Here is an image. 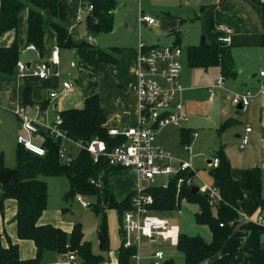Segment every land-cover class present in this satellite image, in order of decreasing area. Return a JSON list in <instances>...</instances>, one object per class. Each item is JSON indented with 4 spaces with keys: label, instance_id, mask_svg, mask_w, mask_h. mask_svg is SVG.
I'll use <instances>...</instances> for the list:
<instances>
[{
    "label": "crops",
    "instance_id": "obj_1",
    "mask_svg": "<svg viewBox=\"0 0 264 264\" xmlns=\"http://www.w3.org/2000/svg\"><path fill=\"white\" fill-rule=\"evenodd\" d=\"M62 1L68 9L67 23L72 39L76 45L70 47L60 46L58 44L57 33L52 26V14L49 10H44L43 12V53H40L38 49L34 50L29 48L30 44L27 43V9H24L20 13L17 28L8 30L4 34H0V47L10 46L16 42L19 43L21 48L20 59L23 60V57H25L27 60L24 59L23 61H26L28 64L39 61L49 62L52 57L53 49L55 46L59 47L60 62L58 64H51V75L46 79H40L33 75L20 77L17 67L13 75H7L0 71V107L12 111L17 116L18 123L20 124V132L17 134V139L20 134H27L23 128L22 119L15 113V110L18 107H26L28 114L33 118L39 128V132L31 137L36 143L43 145L44 138L50 136L47 134L46 126L56 122L58 116L62 117L61 112L63 110L84 107L85 99L92 94H99L100 96L101 106L107 116L105 127H107L108 130L113 127L122 128L124 126L137 124L139 118V108L136 70L138 67L140 41L144 40L148 44L161 45V42L157 41L151 43L147 39V34L151 32L150 30H153L154 32L156 31L158 36H162L163 34L173 35L174 41L171 43H179V45L183 47V29L185 26L194 25V27L198 28L199 32H201V38L197 44H191L187 47H183L184 63L182 83L185 87L183 97L189 121L183 128H174V126L166 127L174 128L178 131V138L180 142L177 150L171 149L168 143L166 144L162 141L165 140L163 137V130L166 128L159 131L157 135V142L166 149L170 150L176 156L192 161L194 168L197 171L194 179L196 186L201 185L204 181L217 186L214 184L212 177V171L213 168H215L212 165V160L217 157L216 153L219 148H224L232 166L231 174L244 189L245 197L240 202V219L236 226V230L227 240L223 253L235 251L232 258L233 264H253L251 262L249 252L245 249H241V246L244 245L247 236L254 229L262 232L261 239L264 246V223L260 220V217H264V209L261 208L260 198L253 191L246 190V183L251 170L255 167H260L262 169L263 181L262 196L264 197V70L261 69L260 76L256 73H250L247 75L248 80L244 79L243 70L245 67L237 57V53H241L244 56L246 53V56L251 58V61H259L261 67L264 65V46L262 44V36L264 33V0H157L158 3H160V6L159 4L156 5L159 9L154 8L156 6L153 5V0H136L140 4V12L154 16L156 18V23L141 24L138 19V28L136 25L132 26V28L122 33L119 41L120 44L109 46L104 45L103 35L108 34L110 31L96 32L90 28L89 22L95 21V19L92 16V11L89 12V0ZM125 1L126 0H116L117 6L113 12L114 26L117 24L116 19L119 17V13L121 12L123 5H125ZM86 12H89V15L84 17L83 13ZM89 16L93 17V20L89 19ZM125 16L128 18L129 14H125ZM220 23H226L232 29V39L230 45L235 60V69L237 71L236 76H225L222 73L221 67L218 65L208 68L195 67L191 66L188 60L187 48L189 46L199 45L205 39L209 43L217 42V28ZM126 26L129 25L126 24ZM115 47L118 48V51L113 52L112 49ZM99 49L109 54L105 60H101L99 58ZM85 56H89L93 60V64L89 66L90 70H93V72H86V74L88 76L90 75L91 79L94 78L95 80L93 86L92 83L87 84V82H84L82 90L80 82L83 74L80 67L84 64ZM114 58L120 62L118 64L111 62V59ZM121 60L126 61V67L122 66V68L125 69L123 73L119 70L121 67ZM186 68L189 70L201 69L207 72L212 71L215 75L214 77L216 78L212 83L207 85L192 86L186 81V73H184ZM119 76L122 78H119ZM221 76L225 77L224 85L223 87L216 88V97L212 100L210 99L209 87L215 84ZM31 78H36L38 81H29ZM84 78L87 77L84 76ZM64 81H70L73 84L67 92L63 91ZM91 86L92 88L90 89ZM85 87L88 89L85 90ZM201 87L206 91L209 101L223 102L221 105V111L219 112V121L216 123V121L210 117H207L206 119L212 123L208 126L207 138L205 139L201 137L198 131H196L195 126L192 124L194 116L191 113L190 104L186 96L187 92ZM25 88H31L32 104H26L24 101ZM248 90L254 94L252 102H254V106L259 109L258 118L255 121V125L247 122L244 124L243 128H238L239 125H243V122L238 114L241 113L240 110L244 109L241 105L234 104L233 97L235 94L244 93ZM52 92H57V96L52 97ZM43 103H45L44 107H42ZM228 121H231L230 125L226 128H222L223 124ZM217 124H219V126H215ZM213 126L216 127L220 135L223 131L232 128L236 141L234 144H228L223 141L214 142V144L210 142L212 145L209 144L210 146L206 153L208 155L206 159L207 164L206 162L195 163V151L193 149V144L198 142L199 138H201V144L206 145L207 139L211 136V128ZM248 126L252 127V130L249 132L250 140L245 148H241V136L246 133V128ZM184 129L189 130L192 135L191 141L185 144L182 141ZM18 145L19 143L17 140V146ZM186 145L190 146L189 150L184 149V146ZM67 147L71 150L72 154L75 155L72 151L71 144H67ZM80 151L81 150H79V152ZM208 165L210 168L207 167ZM6 166L12 169L16 165L14 167L8 165ZM123 170L129 169L123 168L122 170H115L109 175V182L111 183L112 189L118 201L126 199L132 193L134 197L139 186L144 182L131 170L129 171L133 173L135 177L131 175L127 176L126 179L115 177ZM202 170L207 172L210 178L206 177ZM51 178L52 177H46V181L48 183V206L39 222L41 224H53L67 232H71L75 224L80 222L74 221L67 224L62 221V217L67 214L70 209L69 207L65 206L63 208L64 215H62V217L59 215L55 217L54 214L48 212L49 181ZM197 193H200L199 190ZM70 199L71 198L65 199V201ZM86 199L89 202V206L87 207H90V199L87 196ZM185 201L186 200H183L182 203ZM102 202L104 206L107 205L106 197L102 199ZM66 205L68 204L66 203ZM17 207L18 205L16 199L8 198L4 201L3 211L0 209V244L8 246L9 239H11L13 242L19 244L20 255L22 258H34L37 252L34 241L30 239H20L18 237L16 222ZM181 207L180 209L173 211L172 216H167L161 213L159 214L167 217L171 223L174 224L172 222V220L175 219L174 214L178 211L180 212ZM110 210L116 209L107 208V214ZM122 218L123 217H121L119 232L116 230L115 235L113 234L116 243H112L113 249L109 253L110 261L107 264H119V249L117 250V246L115 244L118 243L120 247L123 243L124 235L122 236L121 232V229H123ZM99 223H97V230ZM179 229L180 232H182L180 226ZM204 238L207 241H211L212 231L211 238ZM84 240L87 241L86 233L84 234ZM144 240V245L140 252V259L138 261L133 260L134 264H154V253L156 251L163 250L165 258H168L164 249L165 247L163 248L162 246H177V244H172L171 242L162 241L158 243H150L147 239ZM98 243L102 249L100 237ZM156 245H159V248H155ZM70 254V252L61 254L50 252L46 255L41 264H45L47 262H51L52 264H78L79 257L76 260H71ZM105 263L106 261H102L100 264ZM206 263L207 262H204L202 264Z\"/></svg>",
    "mask_w": 264,
    "mask_h": 264
},
{
    "label": "trees",
    "instance_id": "obj_2",
    "mask_svg": "<svg viewBox=\"0 0 264 264\" xmlns=\"http://www.w3.org/2000/svg\"><path fill=\"white\" fill-rule=\"evenodd\" d=\"M94 5L92 16L95 21H90V28L96 32L111 31L114 26V9L116 0H89ZM28 10L27 18V43L35 44L40 53L44 50V10L52 14V26L57 33L60 46L76 45L72 39L67 23L68 9L62 0H1L0 4V34L15 29L19 24V15ZM179 44V43H178ZM264 46V33L262 36ZM118 51L115 47L112 49ZM111 52V51H110ZM188 60L191 66L208 68L218 65L225 76H236L235 60L230 43H209L206 39L199 45L187 48ZM109 54L99 49V58L105 60ZM21 57L19 43L0 47V71L13 75L17 62ZM117 59H111L116 62ZM24 101L32 104L31 88H25ZM45 103L42 104V107ZM63 118L62 128L74 140H89L99 137L114 142L105 123L107 116L101 106L99 94H92L85 99L82 108H71L61 112ZM231 121L223 124L222 128L230 125ZM192 135L184 129L183 143H189ZM62 139L47 136L43 145L46 148L44 156L37 155L19 144L16 148V166L14 173L2 185L0 183V209L3 211L4 201L8 198L17 201V233L20 239L33 240L36 246V256L24 259L20 255L18 243L9 239L8 246L0 244V264H41L50 252L55 254L77 252L78 264H99L103 261L102 255L92 252L88 241L84 240V232L80 223H76L71 232L53 224H41V216L48 206V183L46 177L66 176L69 180V190L65 199L77 194L95 196L97 198L94 209L102 216L98 224V232L102 250L109 248L110 231L107 208H114L121 217L131 208L133 193L126 199L118 201L110 187L109 175L112 171L122 170L120 166H112L105 159L95 163L86 150H81L70 161L63 160L61 156ZM219 165L213 168L212 177L217 185L222 200L211 204L209 198L202 193H194L186 184L178 186L177 178L165 187L152 185L147 187V192L154 197L153 209L159 213L167 214L180 209L182 201L186 200L198 205L195 214L197 223L208 225L212 231V240L207 241L201 235H190L180 232L177 248L183 252L184 264H233L232 258L235 251L223 253L224 247L231 234L236 230L240 219V201L245 197V191L240 183L231 174V163L221 147L216 153ZM4 158L0 155V171H7ZM262 169L255 167L251 170L246 190L253 191L261 201L262 196ZM106 197L107 205L102 203V196ZM75 196V197H76ZM123 219V218H122ZM223 223V225H221ZM122 236L124 235L121 229ZM262 232L252 230L241 249L249 252L253 264H264V246ZM136 247H119V264H134L132 255ZM160 264H177L173 258H164Z\"/></svg>",
    "mask_w": 264,
    "mask_h": 264
},
{
    "label": "built area",
    "instance_id": "obj_3",
    "mask_svg": "<svg viewBox=\"0 0 264 264\" xmlns=\"http://www.w3.org/2000/svg\"><path fill=\"white\" fill-rule=\"evenodd\" d=\"M94 5H89L92 11ZM140 23L155 24L156 18L142 12ZM216 40L219 43L231 42V27L226 23L218 25ZM29 48L37 50L35 44H30ZM184 48L173 43L170 45L148 44L141 40L139 43V58L137 74L138 108L139 118L135 125H128L122 128H109V135L115 139L108 142L105 139L95 137L89 140H74L62 128L63 119L58 116L57 121L47 125V134L62 139L61 156L63 160L70 161L75 157L67 144H75L80 150H86L95 163L105 159L112 166H120L131 170L141 180L148 184L140 185L134 197L132 206L123 213V244L125 247H136L135 254L132 255L134 261L140 259V252L144 245V239L150 243L161 241L177 244L180 234L179 226L157 213L152 207L154 197L147 192V187L152 185H163L167 187L171 181L177 178V184H186L192 188L195 185L196 169L191 160L176 156L170 150L157 142L159 131L175 126L183 128L189 121L186 112V104L183 93L185 87L182 83ZM60 62L59 47L55 46L49 62H32L30 65L19 59L17 70L20 77L28 75L36 76L40 79L48 78L51 73V64ZM263 73V72H262ZM225 77L209 87L210 99H215L216 88L223 87ZM63 91L67 92L72 86V82L64 81ZM52 97L57 96V92H52ZM254 94L248 90L244 93L235 94L233 102L241 105L245 110L252 102ZM15 113L22 119V125L27 134L18 136V143L27 150L44 156L46 148L42 144L36 143L31 136L39 132V128L33 118L28 114L25 106H20ZM252 127L246 128V133L241 136V148H245L250 140L249 132ZM189 150L190 146H184ZM219 158L212 160L213 167L219 165ZM199 187V192L205 194L211 204L222 200V195L217 186L203 182ZM78 201L84 207L89 206V202L83 195L77 196ZM264 223V217H260ZM223 225V223L221 224ZM165 258L163 250L154 253V264H160ZM71 260H76L74 254H70Z\"/></svg>",
    "mask_w": 264,
    "mask_h": 264
},
{
    "label": "rangeland",
    "instance_id": "obj_4",
    "mask_svg": "<svg viewBox=\"0 0 264 264\" xmlns=\"http://www.w3.org/2000/svg\"><path fill=\"white\" fill-rule=\"evenodd\" d=\"M139 1V0H137ZM136 0H126L125 5H123V8L121 12L119 13V17H117L116 22L117 24L113 27V29L108 32V34H104V45H116L120 44V39L122 33L126 32L128 29L132 28V26L139 25L138 19H139V13L140 12V4ZM153 5L160 6V3H158L157 0H153ZM145 4V3H144ZM146 5V4H145ZM155 9H159L157 6L154 7ZM89 12H91L89 10ZM89 12L83 13L84 17H87L89 15ZM125 14H129V17L127 18ZM85 19V18H84ZM128 24L129 26H126ZM199 27V26H198ZM184 35L182 36L183 41L182 45L183 47H187L191 44H197L199 42V39L201 38V32H199L198 28H195L194 25L185 26ZM147 34V39L153 43V42H161V45H170L171 42L174 41L173 35L163 34L162 36H158L156 34V31L150 30ZM160 37V38H158ZM237 57L240 59V62L243 63L245 69L243 70L244 79L248 80L247 75L250 73H256L260 76L261 69L264 70V65L261 67L260 62H253L251 61V58H248L241 53H237ZM25 60H27L25 57H23ZM23 59V60H24ZM120 59V58H119ZM120 62V61H119ZM114 62L116 64L119 63ZM93 64V60L89 56L84 57V64L81 66L83 77H81V88L83 90V84L84 82L88 83H94V78L91 79L90 75L88 76L86 72H93V70H90L89 66ZM115 64V65H116ZM121 67L119 68L120 72L123 73L125 70L122 68V66L126 67V61L121 60L120 63ZM186 67V66H185ZM122 68V69H121ZM185 78L189 85H207L209 83H212L216 77H214V73L212 71H204L199 69H191L188 68L185 69ZM64 74V72H63ZM67 75V74H66ZM86 76L87 78H84ZM119 78H122L119 76ZM29 81L36 82L38 81L36 78H31ZM78 84V83H77ZM90 87V89L92 88ZM88 88L85 87V90ZM39 96V94H38ZM187 99L190 104L191 113L194 116V120H192V124L195 126L196 131L201 135L203 139L207 138V130L209 124H211V121H207V117H210L216 121V123L219 121V112L221 111V105L222 101L217 102H211L208 99L206 91L201 87L196 90H191L187 92L186 94ZM10 109V108H9ZM240 116L241 121L243 122V125H239L238 128H243L245 123H251L252 125H255V121L258 118L259 109H257L254 106V102H252L247 109L240 110ZM203 125V126H199ZM219 126V124L215 125ZM171 127V126H170ZM174 128H178L175 127ZM174 128H166L163 130V137L165 140H161L168 143L170 145V148L173 150H177L179 148V138H178V131ZM20 132V124L18 123L17 116L10 110L4 109L0 107V155L3 156L4 162L6 165L14 167L16 165V153L15 148L17 146V134ZM201 138H199L198 142H195L193 144V149L195 151V157L194 162L200 163V162H206L207 159V149L210 145L214 144V142H227L228 144L235 143V137L232 132V128L229 130L223 131V133L220 135V133L217 131L216 127L211 128V136L207 139V144H201ZM38 141V140H37ZM212 142V144H210ZM210 144V145H209ZM73 153L77 156L79 153V147L75 144L71 145ZM197 153V154H196ZM207 164V162H206ZM210 168V166H207ZM203 174L210 178L207 172L204 170ZM112 173V172H111ZM110 173V174H111ZM133 176L135 175L131 173L129 170H123L120 172V174H117L115 177H120L126 179L127 176ZM128 179V178H127ZM129 180V179H128ZM109 181V180H108ZM130 181V180H129ZM110 187L112 189L111 183ZM148 184L147 181H144L142 185ZM70 184L69 180L66 176H57L52 177L49 181V208L48 212L51 214H54L55 217L57 215L61 216L64 215L63 208L65 206L69 207L67 214H65L62 217V221L70 224L74 221H79L81 224V227L84 231V234L86 233V239L88 243L90 244V247L92 249V252L96 255H102L104 257L103 261H106L105 264L109 263V253L113 249V242L116 243L113 234L115 235L116 230L119 232V227L121 226V216L116 210H110L108 213V220H109V231H110V244L109 248L102 250L100 247L99 241V232L97 230V223L102 221V216L99 215L96 210L94 209V204H96L97 198L95 196H89L87 197L90 199V207H84L80 204L78 199H76V195L71 197L70 200H66L64 198V195L69 190ZM263 187V186H262ZM112 192L114 193L113 189ZM263 192V190H262ZM79 195V194H77ZM84 195V194H81ZM115 195V194H114ZM86 197V195H84ZM103 199L105 196H102ZM93 199V200H92ZM241 202V201H240ZM66 203L68 205H66ZM240 205V204H239ZM198 206L196 204H193L192 202L185 201L182 203L181 211L176 212L175 219L172 220L174 224H177L180 226L182 232H187L189 234L193 235H201L203 237L211 238V230L208 227V225H200L197 223L195 218V213L197 212ZM178 210V209H177ZM156 211V210H155ZM175 211V210H173ZM169 212L168 214H164L167 216H172V212ZM157 212V211H156ZM159 213V212H158ZM163 214V213H161ZM56 221V220H54ZM162 242V241H161ZM169 242V241H167ZM117 246V250L119 249V244H115ZM167 254V257L173 258L174 261L177 264H184L185 257L183 252H181L177 246L174 247H168V246H162ZM155 248H159V245H156ZM111 249V250H110ZM71 254H74L76 256V259H78L77 252H71ZM102 262V261H101ZM100 262V263H101ZM99 263V264H100ZM45 264H52L51 262H47Z\"/></svg>",
    "mask_w": 264,
    "mask_h": 264
},
{
    "label": "water",
    "instance_id": "obj_5",
    "mask_svg": "<svg viewBox=\"0 0 264 264\" xmlns=\"http://www.w3.org/2000/svg\"><path fill=\"white\" fill-rule=\"evenodd\" d=\"M88 18L93 20V17H91V16H89ZM29 65H30V63H29ZM239 107H241V106H239ZM13 173H14V169H9L7 171H0V183L2 185H4ZM192 189H193L194 193H197L199 190V187L195 185L192 187Z\"/></svg>",
    "mask_w": 264,
    "mask_h": 264
}]
</instances>
